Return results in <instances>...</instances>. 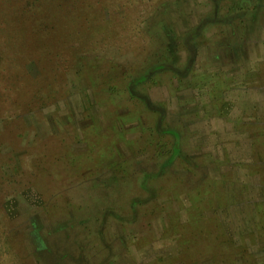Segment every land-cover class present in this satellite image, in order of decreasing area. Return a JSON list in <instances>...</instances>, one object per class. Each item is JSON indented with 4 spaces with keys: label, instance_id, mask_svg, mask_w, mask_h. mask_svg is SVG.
Returning <instances> with one entry per match:
<instances>
[{
    "label": "rangeland",
    "instance_id": "obj_1",
    "mask_svg": "<svg viewBox=\"0 0 264 264\" xmlns=\"http://www.w3.org/2000/svg\"><path fill=\"white\" fill-rule=\"evenodd\" d=\"M95 1L0 0V264H264V0Z\"/></svg>",
    "mask_w": 264,
    "mask_h": 264
},
{
    "label": "trees",
    "instance_id": "obj_2",
    "mask_svg": "<svg viewBox=\"0 0 264 264\" xmlns=\"http://www.w3.org/2000/svg\"><path fill=\"white\" fill-rule=\"evenodd\" d=\"M24 4H29V5H31V6H33V5H37L38 3H42V5L44 6V7H47V5H48V7L50 8V9H53V8H56V7H62V5L64 4V5H66V6H68V7H73V8H75V9H77L78 11L79 10H81L82 11V14H77L78 15V17H75V16H69L68 14H66V15H64V16H58L60 19H62V22H65L66 24H67V26H65L66 28H63V31L62 32H60V33H64V35H68V36H70V35H74L75 33H74V30L72 29V27L75 25V24H78L79 25V23H81V24H84V22L87 24V25H89V30L91 29L90 28V26H91V24L93 23V20L92 19H90V17L88 18L87 16H86V14H85V12L84 11H86V8H89L90 6H92V7H97L99 4H100V1H95V0H34V1H32V0H24V2H23ZM34 6V7H35ZM41 8L40 9H34V8H29V12H30V14L31 15H33V16H36L35 17V19L37 20V21H39L41 24H42V27H43V25H45V26H48V25H53L52 26V28H53V37H54V35H56L54 32L56 31V29H57V24L55 23L57 20L58 21H60L59 20V18L58 17H52L51 19H50V16L48 17L46 14V12H44L45 10L44 9H42V6H40ZM51 11V10H50ZM38 16V17H37ZM44 16V17H43ZM45 23V24H44ZM98 24H100V27H103L102 25H104L105 24V22H103V20L102 21H100V23H98ZM98 24H96V25H98ZM55 30V31H54ZM68 31V32H67ZM66 33V34H65ZM89 34V33H88ZM83 35H84V33H83ZM87 35V34H86ZM75 41V40H74ZM74 41H72V42H70V40H68V42H70V43H65L64 44V46H66L65 47V51L67 52V54H69L70 55V57L71 58H74V54H75V52L74 51H76V50H74V49H76L75 48V46H74ZM84 43H85V45H86V41H84ZM62 45H63V42H62ZM59 46H60V44L58 45L57 44V42H56V45L54 44V46H51L50 47V49H49V51L50 52H52V53H55L56 54V57H57V55L58 54H60L61 53V50L62 49H60L59 48ZM54 49H55V51H54ZM54 51V52H53ZM52 55V54H51ZM58 59V58H57ZM263 122V121H262ZM264 127V126H263ZM262 136V135H261ZM261 136H254V145H257V146H259L260 145V149H259V152H261V151H263L264 150V144H262V137ZM258 150H256V152H257ZM176 153H178V151L176 150ZM254 153V152H253ZM194 224V223H193ZM193 224H191V225H193ZM223 251V250H222ZM231 254H232V252H231ZM227 264H228V262H227ZM231 264H236V263H231Z\"/></svg>",
    "mask_w": 264,
    "mask_h": 264
}]
</instances>
